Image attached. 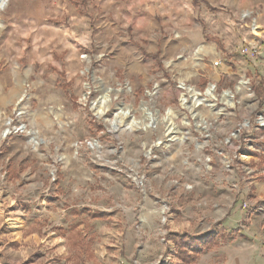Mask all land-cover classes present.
I'll return each instance as SVG.
<instances>
[{
	"label": "rangeland",
	"instance_id": "obj_1",
	"mask_svg": "<svg viewBox=\"0 0 264 264\" xmlns=\"http://www.w3.org/2000/svg\"><path fill=\"white\" fill-rule=\"evenodd\" d=\"M0 209V264H234L264 232V0H0Z\"/></svg>",
	"mask_w": 264,
	"mask_h": 264
},
{
	"label": "bare ground",
	"instance_id": "obj_2",
	"mask_svg": "<svg viewBox=\"0 0 264 264\" xmlns=\"http://www.w3.org/2000/svg\"><path fill=\"white\" fill-rule=\"evenodd\" d=\"M259 30H260L259 27L255 28V33H257ZM241 84H244V83L241 82ZM181 89L186 90L191 95L192 101H189L185 95L183 96L182 106L189 109L192 113H194L197 108H199L201 105H204V104H206L213 111L216 110L215 107H216L217 97L215 95L213 86H211L206 91L205 95L207 98H205V99L202 98L201 93L194 87H189V86H186L185 84L181 83ZM110 93H111L110 91H105L103 93V95L100 97V99L93 103L92 108H93L94 112L98 115V117L105 116L106 110L110 107V105L112 103V96ZM231 98H232L231 93L226 92V93H224L222 100L226 104L231 105L233 103ZM143 110L146 112V114L149 116V118L152 120L153 123L158 122L157 117L156 118L153 117L154 115H152L146 108H143ZM172 113H173L172 111H169L168 116L165 119V121L168 125V133H172V131L174 130V123H173L172 118H171ZM194 115L197 117L200 116L199 114H196V112ZM116 118L117 119L114 122L116 126H117V124H119V121H122V120L127 119V118H128V121H130V123H128V125H130L131 127H139L140 125H143L138 120L136 121L135 117L131 115V111L126 106H124V104H123V106H121L117 110V117ZM143 126H144L143 128H148L151 125H143Z\"/></svg>",
	"mask_w": 264,
	"mask_h": 264
},
{
	"label": "crops",
	"instance_id": "obj_3",
	"mask_svg": "<svg viewBox=\"0 0 264 264\" xmlns=\"http://www.w3.org/2000/svg\"><path fill=\"white\" fill-rule=\"evenodd\" d=\"M3 218V212L0 209V220ZM252 220V219H251ZM262 223H256V221L252 220L251 223H249V227L245 228L242 235L245 236V239H243L242 243L246 246V252H245V261L241 264H264V232L261 231ZM26 240L33 241L34 243H39L40 239L39 237L36 238L35 235L28 236ZM230 246V245H229ZM235 255V263L239 264L237 261H239V258L244 257H236Z\"/></svg>",
	"mask_w": 264,
	"mask_h": 264
},
{
	"label": "trees",
	"instance_id": "obj_4",
	"mask_svg": "<svg viewBox=\"0 0 264 264\" xmlns=\"http://www.w3.org/2000/svg\"><path fill=\"white\" fill-rule=\"evenodd\" d=\"M155 59H157V55H152ZM223 79L219 85L220 90L227 88V87H232L233 82L231 81L230 77L227 74L222 75ZM260 93V92H258ZM212 239V235H203L201 240L193 237V238H188V237H183L178 243V256L183 260H189L190 259V252L187 250L189 246H191L195 252L199 247H201V244L205 242L204 244L208 243ZM203 241V242H202Z\"/></svg>",
	"mask_w": 264,
	"mask_h": 264
},
{
	"label": "built area",
	"instance_id": "obj_5",
	"mask_svg": "<svg viewBox=\"0 0 264 264\" xmlns=\"http://www.w3.org/2000/svg\"><path fill=\"white\" fill-rule=\"evenodd\" d=\"M218 65H219V62H215V66H218ZM18 130H21V127H19Z\"/></svg>",
	"mask_w": 264,
	"mask_h": 264
}]
</instances>
